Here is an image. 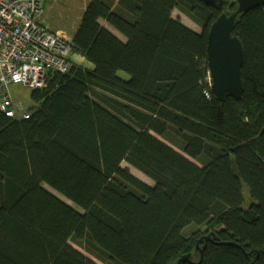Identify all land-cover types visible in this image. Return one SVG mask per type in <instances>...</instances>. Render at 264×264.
Here are the masks:
<instances>
[{
  "label": "trees",
  "instance_id": "obj_1",
  "mask_svg": "<svg viewBox=\"0 0 264 264\" xmlns=\"http://www.w3.org/2000/svg\"><path fill=\"white\" fill-rule=\"evenodd\" d=\"M228 1L88 0L72 43L93 66L0 108V264H264V5L236 20L244 92L220 102L208 34Z\"/></svg>",
  "mask_w": 264,
  "mask_h": 264
},
{
  "label": "built area",
  "instance_id": "obj_2",
  "mask_svg": "<svg viewBox=\"0 0 264 264\" xmlns=\"http://www.w3.org/2000/svg\"><path fill=\"white\" fill-rule=\"evenodd\" d=\"M50 1L0 0V108L9 116L23 109L11 85L42 88L50 73L67 72L72 65V41L39 21Z\"/></svg>",
  "mask_w": 264,
  "mask_h": 264
},
{
  "label": "water",
  "instance_id": "obj_3",
  "mask_svg": "<svg viewBox=\"0 0 264 264\" xmlns=\"http://www.w3.org/2000/svg\"><path fill=\"white\" fill-rule=\"evenodd\" d=\"M206 4L224 6L228 0H201ZM237 9L230 14L222 13L211 25L208 34L207 62L209 83L220 102L232 97L240 100L244 86L242 67L244 50L241 40L233 30L237 18L254 8L264 5V0H236ZM209 239L210 237H206ZM191 262L189 256L180 258L177 264Z\"/></svg>",
  "mask_w": 264,
  "mask_h": 264
},
{
  "label": "rangeland",
  "instance_id": "obj_4",
  "mask_svg": "<svg viewBox=\"0 0 264 264\" xmlns=\"http://www.w3.org/2000/svg\"><path fill=\"white\" fill-rule=\"evenodd\" d=\"M58 2L55 5V8L53 11L48 12V22L55 28H60L66 32V37L70 39V37L73 35L74 31L77 29L80 19L82 17V11L80 10L82 8L81 2H78L77 0H58ZM72 6H76L77 10H71ZM226 13V12H225ZM174 17H178L183 23L190 25L195 28H200V26L193 21L192 18H190L187 14H185L183 11L179 9H175L173 12ZM71 60L72 63L74 64H79L82 66H85L88 64V61L80 52L77 50H73L71 56L69 57V61ZM91 63V62H90ZM121 77L123 78H128L129 75L121 72L120 73ZM10 91L13 97L18 100L22 106L24 107H29L30 105L33 104L32 98H31V91L32 89L26 86L22 85H11L10 86ZM163 138V137H162ZM165 140H167L173 144V140L175 141V146L177 149L180 150L179 143L181 142V137L172 130H169L167 134L165 135ZM171 144V145H172ZM122 166L125 168H129L130 171L135 174L137 177L138 175L141 176V180L146 182L149 185H154V182L142 175L141 172L136 170L134 167L130 166L126 161L122 163ZM134 168V169H133ZM140 179V178H139ZM77 249L85 253L86 255L90 256L93 260L101 263L97 259L93 258L91 255H89L87 252H85L83 249L80 247L74 245Z\"/></svg>",
  "mask_w": 264,
  "mask_h": 264
},
{
  "label": "crops",
  "instance_id": "obj_5",
  "mask_svg": "<svg viewBox=\"0 0 264 264\" xmlns=\"http://www.w3.org/2000/svg\"><path fill=\"white\" fill-rule=\"evenodd\" d=\"M73 1H75V0H73ZM78 2H81V4H82V8L80 9L81 11H82V15H83V13H84V11H85V9H86V7H87V4H88V0H77ZM57 3H60V2H58V0H52V1H50V2H47L46 4H45V7H44V11L42 12V14L40 15V17H39V21L44 25V26H46L47 28H49L51 31H53V32H55V33H58V34H63L64 36H66V32L64 31V30H62V29H60V28H54L49 22H48V12L49 11H53V9L55 8V5L57 4ZM76 7V6H75ZM74 6H72V8H70L71 10H77V8H75ZM81 19H82V17H81ZM81 19H80V21H81ZM184 22V21H183ZM102 23L104 24V25H106V27H108L113 33H115L118 37H120L123 41H126V37L123 35V34H121L119 31H117L114 27H112V26H110L109 24H107L106 22H103L102 21ZM188 26H190V25H188ZM191 28H193V29H195L196 31H200L201 30V28H195V27H192V26H190ZM76 31V30H75ZM74 31V32H75ZM74 34V33H73ZM72 37H73V35L70 37V39H71V41H72ZM86 67H92L93 66V64L92 63H90V62H88V64L87 65H85ZM16 99V98H15ZM134 169V168H133ZM137 170V169H136ZM140 172V171H139ZM142 173V172H141ZM135 175V174H134ZM142 175H144L145 177H147L148 179H150L148 176H146L145 174H143L142 173ZM138 178H140L141 179V176H137ZM151 180V179H150ZM151 181H153V180H151Z\"/></svg>",
  "mask_w": 264,
  "mask_h": 264
}]
</instances>
